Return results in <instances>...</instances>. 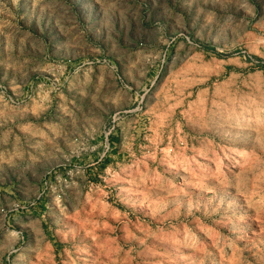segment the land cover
<instances>
[{
  "label": "rangeland",
  "instance_id": "rangeland-1",
  "mask_svg": "<svg viewBox=\"0 0 264 264\" xmlns=\"http://www.w3.org/2000/svg\"><path fill=\"white\" fill-rule=\"evenodd\" d=\"M0 264H264V0H0Z\"/></svg>",
  "mask_w": 264,
  "mask_h": 264
}]
</instances>
